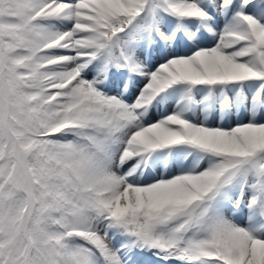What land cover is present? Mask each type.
Wrapping results in <instances>:
<instances>
[{
    "label": "snow or ice",
    "instance_id": "1",
    "mask_svg": "<svg viewBox=\"0 0 264 264\" xmlns=\"http://www.w3.org/2000/svg\"><path fill=\"white\" fill-rule=\"evenodd\" d=\"M0 264H264V0H0Z\"/></svg>",
    "mask_w": 264,
    "mask_h": 264
}]
</instances>
